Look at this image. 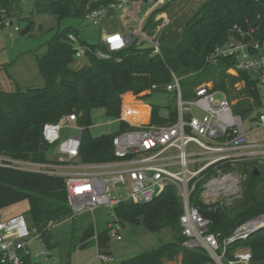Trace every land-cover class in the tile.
<instances>
[{
	"label": "trees",
	"instance_id": "trees-1",
	"mask_svg": "<svg viewBox=\"0 0 264 264\" xmlns=\"http://www.w3.org/2000/svg\"><path fill=\"white\" fill-rule=\"evenodd\" d=\"M167 3L149 16L144 27L148 35H152L158 23L153 21L154 15L162 12ZM34 9L37 13L54 14L58 19L82 15V6L76 0H36ZM245 20L253 26H260L261 32H264V0H204L174 40L164 35L168 25L162 29L157 37L160 53H153L149 44L143 46L147 43L143 41L111 53L108 59L97 58L85 51L87 62L77 67V59L67 38L69 32L78 35L77 30L67 28L58 31L46 42L45 53L36 59L43 86L6 90L0 84V153L23 160L48 161L52 147L42 138L43 125L75 113L78 123L84 126L79 147L81 161L102 162L113 159L111 141L114 133L92 136L88 132L91 111L102 108L108 116L119 118L122 107V115L131 121L145 118L146 107L135 106L132 102L145 100L154 92L164 93L163 86L171 81V71L177 76L203 71L208 65L205 57L217 44L225 41L233 24H244ZM33 26V22L29 21L24 34L31 31ZM80 41L82 44L87 43L82 39ZM87 44L91 49L99 47L97 43ZM209 80L213 82V88L225 91L226 83L233 85L242 80L243 94L251 98L256 106L260 105L256 82L244 73L233 77L226 74L224 69L218 75L205 74L192 84L197 86ZM153 84L159 89H151ZM182 94L186 97L191 93ZM123 97H126L125 101ZM251 108L244 98L233 106V110L242 116ZM175 120V105L168 107L167 116L161 114L159 106H150L149 123L165 124ZM129 128L128 123L120 121L119 131ZM223 167L228 168L229 164H223ZM246 171L248 178L243 185V200L235 210L216 208L208 211L201 202L200 186L214 172L213 166L208 167L203 172L204 178L196 183L194 191L197 195L192 205L198 207L200 213L209 219V232L221 237L227 236L241 222L264 213V193L259 191L261 172L255 176L251 171ZM20 200L28 201L31 222L41 234L46 250L57 246L58 243H50V227L66 219H73L64 178L0 167V209ZM182 212L180 198L172 185L148 203L119 204L114 208L118 222L141 224L152 232L167 228L172 238L156 249L112 264H213L204 249L182 246L184 236L179 224ZM93 233L92 229L83 231V239L91 237ZM109 239L105 228L97 234V247L107 252ZM238 247L250 250V264H264V228L252 233L246 240L232 243L227 248L226 257L231 258L232 251ZM178 253H181L179 262L174 261ZM28 259L25 258L24 264H28Z\"/></svg>",
	"mask_w": 264,
	"mask_h": 264
},
{
	"label": "built area",
	"instance_id": "built-area-1",
	"mask_svg": "<svg viewBox=\"0 0 264 264\" xmlns=\"http://www.w3.org/2000/svg\"><path fill=\"white\" fill-rule=\"evenodd\" d=\"M76 1L82 6L81 18L93 27H101L97 42L99 47L95 49H91L87 41L83 40L87 43L82 44L74 32L67 34L77 60L85 58V51L97 58L108 59L111 53L143 41L152 47L153 53H160L155 28L152 35H148L144 27L149 16L170 0ZM26 2L0 0V32L9 28L14 32L20 31L19 21ZM121 12L124 29L115 28L114 24L106 28L105 23ZM127 17L134 21V25L126 24ZM158 20L162 22V28L167 26L168 19L164 13L154 15L153 21ZM261 31L260 26H253L247 20L244 24H233L225 41L217 44L205 57L206 64L223 61L226 73H244L256 82L260 105L256 106L251 98L249 100L256 111L263 109L257 116L244 117L236 113L233 106L242 97L232 100L225 90L213 88L209 84L197 85L190 95L183 96L179 77L171 71V81L163 89L174 95L176 120L165 124H151L149 120L145 124L140 123L142 120L137 123L125 118L121 107L120 117L116 121H124L131 128L114 132L111 141L113 159L81 161L79 147L84 128L78 123V116L70 113L42 127V138L51 145L52 158L37 162L0 153V167L63 177L71 217L82 211L93 213L97 208H107L112 216L107 224V234L118 241L122 240L121 224L114 214V208L121 203H148L172 185L177 190L183 208L179 216L184 236L182 246L204 249L213 264H250L249 249L235 250L231 258L226 257V251L235 241L246 240L252 233L264 228V214L249 218L236 226L229 235L221 237L208 231L209 219L190 203V196L196 181L210 166H213L216 177L203 184L199 198L204 202L221 194L236 193L239 188L240 175L234 171L222 172L218 165L254 160V166L264 171V140L250 139L252 132L264 127V32ZM151 89L159 87L153 84ZM217 95L222 98H216ZM194 108L198 113L194 112ZM186 115L188 119H185ZM113 121L109 120L108 123ZM64 128L78 131L62 137ZM190 144L201 152L193 148L188 150ZM200 154L205 157L197 158ZM200 162L195 169L189 168V164L196 166ZM32 231L36 233V241L41 244V234L35 227H28L22 214L7 215L0 209L1 264L25 263V258L30 257L27 244ZM95 258L103 264L114 263L113 257L98 247ZM88 264H94V261Z\"/></svg>",
	"mask_w": 264,
	"mask_h": 264
},
{
	"label": "rangeland",
	"instance_id": "rangeland-1",
	"mask_svg": "<svg viewBox=\"0 0 264 264\" xmlns=\"http://www.w3.org/2000/svg\"><path fill=\"white\" fill-rule=\"evenodd\" d=\"M36 0H27L22 13V19L19 21L20 31L14 32L11 28L6 31L0 32V84L1 87L8 90L20 87L26 89L29 87H41L43 86V79L40 76L36 59L45 53V44L52 38L58 31H63L67 28L76 29L78 37L89 43H97L100 37L101 27H93L86 23L81 16H70L63 19H58L54 14H41L37 13L34 9ZM204 0H171L167 3L166 8L162 11L165 17L168 19V29L165 30L164 35H168L169 40H174L177 37V33L181 30L184 23L191 17L198 6ZM163 6V5H162ZM161 7V6H160ZM123 12L119 13L114 19L107 21L105 27L109 28L112 24L115 28L123 30L124 24L122 20ZM126 24L128 26L134 25V21L127 17ZM29 21L33 22V29L28 33H21V30L25 28ZM121 22V23H120ZM155 26L156 37L161 34L162 22L157 21ZM166 27V26H165ZM143 46H148V43H144ZM85 58L78 59L75 63V67L86 63ZM226 68L224 62H218L216 64H208L203 71L191 72L188 74H178L180 80V87L182 93H191L196 87L193 85V81L205 74L218 75L220 71ZM230 76H237L232 73H226ZM201 84H209L213 86L212 81H205ZM244 87L242 80L237 81L233 85L226 83V91L232 100L245 96L244 100H247L248 106L252 107L246 114L249 117L257 116L258 112H262L263 109L256 111L253 105L250 103L249 97H246L241 91ZM216 98L221 99V95H217ZM126 100V97L124 98ZM240 101V100H239ZM135 106L146 107L148 113V106L157 105L161 109V113L165 114L168 111V107L175 105V99L173 93L167 92H154L149 98L145 100H137L132 102ZM124 104V102H123ZM123 106V105H122ZM198 113L197 109H193ZM168 114V113H166ZM115 120L112 123H108L109 120ZM185 119H188L186 115ZM140 123H148L147 116ZM138 120H135L137 122ZM90 125L88 132L92 136H101L112 134L120 129V122L116 121V118L110 117L106 114L102 108L94 109L90 114ZM139 123V122H137ZM81 126V125H80ZM246 128L248 127L247 121H245ZM84 128V126H82ZM78 129L64 128L61 131V136L66 137L77 132ZM251 140H264V127L259 128L251 133ZM195 149L201 152L195 145L190 144L188 150ZM48 157L52 158V153H48ZM197 158H204L205 156L200 154ZM202 162L196 166L189 164L190 169H195ZM255 161L250 162H236L234 165L229 164V167H221L222 172L234 171L240 178L238 189L236 193L221 194L215 197L209 202L201 201L208 211H214L216 208H224L227 210H235L243 200V185L248 178L247 171L254 167ZM260 168L262 180L259 183L260 193H264V171ZM214 170V168H213ZM202 175L198 178L196 183L204 178ZM216 177L211 175L206 178L201 186L200 193L203 190V184L210 178ZM195 183V186H196ZM199 193V195H200ZM197 192L193 191L190 196V203L196 198ZM29 205L27 200H20L3 209V212L7 215L22 214L25 218L28 227L31 229L33 226L31 215L28 212ZM110 210L107 208H97L93 213L88 211H82L73 217V219H66L50 227V243H58L57 246L46 250L44 242L38 243L35 239V232H31L28 237L27 248L30 252L28 264H88L94 261V264H100L96 260L97 244L95 235L107 228V224L112 220ZM264 214V213H261ZM252 218V217H251ZM248 220V219H246ZM245 220V221H246ZM244 222V221H243ZM242 223V222H241ZM120 234L122 240L118 241L110 238L107 244L106 251L113 257L115 263H120L137 254L150 251L158 248L161 244L171 240L172 233L169 229L163 228L158 232H152L146 230L141 224H127L120 223ZM36 228V227H35ZM37 229V228H36ZM92 229L94 232L91 237L83 239L82 233L85 230ZM38 231V230H37ZM83 243V244H82ZM248 249L247 247H238L235 250ZM232 251V252H233ZM181 259V253H178L174 261L179 262ZM169 263L170 261H166Z\"/></svg>",
	"mask_w": 264,
	"mask_h": 264
},
{
	"label": "water",
	"instance_id": "water-1",
	"mask_svg": "<svg viewBox=\"0 0 264 264\" xmlns=\"http://www.w3.org/2000/svg\"><path fill=\"white\" fill-rule=\"evenodd\" d=\"M26 29H27V26L21 30V33L23 34V33L26 31ZM251 173H252L253 175H255V176H258L259 173H260V171H259V169H258L256 166H254V167H252V169H251Z\"/></svg>",
	"mask_w": 264,
	"mask_h": 264
},
{
	"label": "crops",
	"instance_id": "crops-1",
	"mask_svg": "<svg viewBox=\"0 0 264 264\" xmlns=\"http://www.w3.org/2000/svg\"><path fill=\"white\" fill-rule=\"evenodd\" d=\"M101 32V31H100ZM123 105V104H122ZM166 113H168V111L166 112ZM162 114V115H164V116H167L168 114ZM149 117H150V106H148V115H147V118H148V120H149Z\"/></svg>",
	"mask_w": 264,
	"mask_h": 264
}]
</instances>
